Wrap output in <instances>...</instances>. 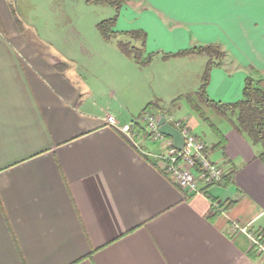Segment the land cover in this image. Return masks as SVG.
<instances>
[{"label":"crops","instance_id":"obj_1","mask_svg":"<svg viewBox=\"0 0 264 264\" xmlns=\"http://www.w3.org/2000/svg\"><path fill=\"white\" fill-rule=\"evenodd\" d=\"M75 1L0 0V264H264L250 255V234L264 230L260 145L229 125L217 128L223 146L216 135L209 147L179 118L232 173L200 196L166 175L164 146L136 129L147 131L140 115L152 101L162 111L149 113L172 125L179 105L169 103L200 87L207 58L172 56L183 50L224 52L209 71L211 101L241 100L247 77L264 87V0H134L139 14L122 6L112 30L145 33V67L116 40L77 52L24 25L69 18ZM144 14L152 21L132 20Z\"/></svg>","mask_w":264,"mask_h":264},{"label":"trees","instance_id":"obj_2","mask_svg":"<svg viewBox=\"0 0 264 264\" xmlns=\"http://www.w3.org/2000/svg\"><path fill=\"white\" fill-rule=\"evenodd\" d=\"M84 2L86 4L94 5L106 4L112 7L115 11V15L96 24V29L99 35L105 41L116 40V46L119 51L128 58H131L139 66L145 67L150 63L152 55L146 54L145 52L144 32L134 30L126 33H117L112 30L118 18L120 8L134 2V0H84ZM122 36L128 37V40L123 41L117 39ZM192 54L203 55L207 58L205 70L201 77L200 87L194 94L181 95L173 99L169 103L170 107L177 105L179 101L185 99L190 103L191 108L207 123H209V121L205 117L201 105L204 104L205 107L213 108L218 115L230 121V125L235 131L246 136L252 145H260L261 151L257 158L264 163V87L260 84V81H254L247 77L244 81L241 100L231 104H221L211 101L205 90L209 71L212 66L222 64V60L225 57L224 52L218 45L210 44L183 50L172 54V56H188ZM169 56L170 55L164 54L162 59H166ZM151 110L162 111V107L158 103L150 102L142 109L140 118L144 113L150 112ZM210 125L214 129L215 134L219 137V142L214 148L222 147L223 136L212 124ZM136 129L141 136L150 137V133L145 131L140 124H137ZM231 175L232 173L224 175L222 182L225 180V184H230ZM232 204L233 202L226 203L224 210ZM212 212L211 218L217 215L216 210L212 209ZM252 235L256 237L260 244L264 245V230H261L258 233H252ZM250 255L255 256L262 254L259 253L256 246H254L251 249Z\"/></svg>","mask_w":264,"mask_h":264},{"label":"rangeland","instance_id":"obj_3","mask_svg":"<svg viewBox=\"0 0 264 264\" xmlns=\"http://www.w3.org/2000/svg\"><path fill=\"white\" fill-rule=\"evenodd\" d=\"M21 2L24 3L25 0H17L18 4ZM127 6L130 7L128 4ZM128 9L134 13L136 12V14L140 13L132 7ZM128 9L123 8V11L132 16ZM24 11H28V8L25 6ZM65 11L67 12L68 10L66 9ZM61 12L63 13V11ZM70 12L71 14L69 18L64 16L60 18L59 21H24V25L33 32L38 30L40 34L48 35L58 46H61L62 48L71 46L73 48L72 50L76 49L77 52H83V48H89V46H92L94 50H97V43H99V45H107L102 41L96 29V24L115 15V11L112 7L106 4L85 5L82 0H76ZM147 15L148 14L134 16L132 17V20L136 19L135 21H137L140 19L142 21H152ZM120 39L124 41L128 40L126 38ZM111 44H115L114 40L111 41ZM152 102L158 103V101ZM178 105L179 109L174 112V117L177 120L179 118H189L194 123L192 132L202 137L209 147L211 146L212 141L216 139V134L210 124L214 125L216 129L227 128L230 125L228 119L218 115L213 108L205 107L204 104H202L201 107L203 108L205 117L208 119L209 123L204 121L196 112H194L185 99L179 101ZM143 108L144 107H142V109ZM150 112L154 113L155 111L151 110Z\"/></svg>","mask_w":264,"mask_h":264},{"label":"built area","instance_id":"obj_4","mask_svg":"<svg viewBox=\"0 0 264 264\" xmlns=\"http://www.w3.org/2000/svg\"><path fill=\"white\" fill-rule=\"evenodd\" d=\"M140 119L146 125L150 136L164 146L165 153L161 156L164 172L178 187L191 194L203 196L205 189L222 182L224 171L210 160L204 142L192 134L182 121L170 118L173 127L180 132L184 140L183 147L177 150L169 137L158 132L157 117L146 112ZM106 122L110 127H117L112 116H107ZM121 130L128 132V127L125 126ZM250 235L254 246L264 256V245L260 244L254 235Z\"/></svg>","mask_w":264,"mask_h":264},{"label":"water","instance_id":"obj_5","mask_svg":"<svg viewBox=\"0 0 264 264\" xmlns=\"http://www.w3.org/2000/svg\"><path fill=\"white\" fill-rule=\"evenodd\" d=\"M158 132L169 137L173 142V147L180 150L183 147V137L180 132L166 122L165 117L161 116L158 120Z\"/></svg>","mask_w":264,"mask_h":264}]
</instances>
